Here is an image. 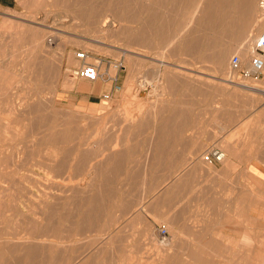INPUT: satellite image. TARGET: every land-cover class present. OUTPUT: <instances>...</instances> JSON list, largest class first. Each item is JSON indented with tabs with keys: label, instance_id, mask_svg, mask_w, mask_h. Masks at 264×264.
I'll use <instances>...</instances> for the list:
<instances>
[{
	"label": "rangeland",
	"instance_id": "rangeland-1",
	"mask_svg": "<svg viewBox=\"0 0 264 264\" xmlns=\"http://www.w3.org/2000/svg\"><path fill=\"white\" fill-rule=\"evenodd\" d=\"M67 1L72 2V0ZM152 1L155 0H140L141 11L146 9ZM164 1L166 2V0ZM164 1H162L163 6L159 10L161 16L164 13L169 15V3L167 2L168 6L166 4L165 7ZM190 1L181 3L182 6L179 5L180 15L176 19L182 24L186 22L195 7L194 0ZM259 1L263 2L264 0ZM162 8L163 10H161ZM141 11L137 13L136 27L141 26L147 19V11L143 10L144 13ZM72 12L73 8H65L60 0H15L11 9L0 13V241H3L0 242V250L3 251L2 254L5 258V261L2 260L0 264H12L13 258L22 254L17 255L12 252L14 244L17 245V242L23 238L22 236H24V240L27 239L26 243L19 244L22 248H24L23 245L35 244L34 242L41 243L42 247H50V243H54L53 247L58 251L56 257L37 264H166V256L169 251L172 252L173 238L165 219L158 221L150 239L143 236L137 240L139 244L148 246L145 253L135 252V233L133 234L128 229L130 227H126L124 222L119 227V222L140 210L144 212L143 215L151 216L147 209L151 201L157 197V192L158 196L163 195L165 198L168 188L166 183L181 180L184 171L188 173L189 166L196 160L201 161L203 167L225 164L231 156L245 159L248 154H253L256 161H262V157H264V97L236 85L242 83L264 91V80L254 81L251 78L236 80L230 70L229 60L233 55L245 59L248 54L243 58L235 51V39H229L228 34L225 36V40L229 39V43L223 47L225 49L230 47V51H234L229 54L224 74L214 71L213 61L208 56L212 51L220 49L217 47L215 49L213 43H211V49L206 47L200 57L195 54H187L180 47L176 50L178 53L175 51L173 55L172 52L169 54L167 49L165 53L168 52L169 56L164 54L161 57L158 56V53L162 50L157 49L161 45L158 44L155 37L151 40L149 53L145 55L146 57L141 56L142 60L137 62L140 66L130 71L125 57L115 56V52L106 45L111 44L112 41L109 42L111 38L103 39L102 42L105 44H102L101 47L93 44L92 48L90 41L86 40V38H90L87 27L80 20L74 22H78L77 26L73 23L70 25L66 23L64 27H61L64 32L60 33V36L56 37L48 32L52 30L46 26L54 27L65 15L72 18L74 15ZM245 17L246 15L244 19ZM32 28L44 30L45 37L47 36L48 39L52 37L53 40L48 41L51 46L49 48L56 56H59L60 53L63 56L62 69L59 70L54 90L48 88L47 80L39 84L36 77L32 75V69L29 70L34 56L32 49L34 40L29 41L28 39ZM262 32L264 30L260 31L257 36ZM67 36H70V39ZM212 41L214 42V40ZM221 49L223 48L221 47ZM77 52L86 54L85 64L98 67L100 76L96 81L76 79L71 75L74 69L84 64L76 58ZM193 55L194 57H191ZM159 60H164L166 63H160ZM153 70H157V75L154 78L152 77L153 73L151 74ZM208 75L225 78L231 84L211 80L207 77ZM195 76L199 81L193 80ZM139 80L143 86L137 84ZM16 81H19L18 84ZM126 81L130 82L127 89L124 87ZM80 85L87 86L88 90H82ZM152 89H155L153 94L150 93ZM96 95L99 97L94 98ZM88 96L90 103L87 102ZM39 97L46 110H52L53 107L57 112L59 128L70 127L79 135V137L76 135L75 139L73 138L71 141L61 143L60 146L74 147L75 151L71 155L69 164L76 161L75 155L80 154L78 151H87L85 170L80 173L75 175L71 171H65L52 181L45 180L49 177L44 175L43 167L39 168L37 163L45 161V158H51L50 150L52 148L50 146L39 147L38 156L28 160L22 159L21 151L36 136L34 135V138L28 136L24 129V124L26 125L27 121L22 118L16 120V115L8 112V109L9 106L15 105L18 108L17 105L21 102L23 104L36 103ZM159 98L162 99L161 102ZM184 105L187 106L191 116L189 120L192 121L191 125L184 131H182V126H171L170 131L176 136L181 135L179 137L181 141H186L191 149H199L198 153L196 156L192 155V152L189 154L190 151L184 153L186 158L190 156V159L185 160L184 169L182 163L177 165V162L174 167L172 165L171 170H168L166 166L151 167L149 164L151 162L150 146L155 143L152 142L150 127L143 126L144 130L136 131L134 136V133L129 132L124 126L127 122L124 119V113L128 116L135 115L137 118L138 115H140L139 118L143 115L145 118L148 117L146 121H165V117L170 115L173 108H184ZM162 107H168L167 112ZM135 119L133 121H136ZM130 121L129 119L128 122ZM103 128L107 130L105 131ZM115 136L118 138L116 139ZM80 137L87 140V145L80 144ZM105 138L107 142L104 141ZM116 142L119 145L116 147L117 150L112 152L111 148ZM165 143L162 146H166ZM186 143L184 142V145ZM176 144L174 147L176 160L184 161L183 154L179 153L181 142ZM130 147L134 148L129 149ZM212 149H221L226 157L219 163L205 162L203 156ZM110 156L109 160H112V165L107 162ZM31 171L40 174L41 177H36L37 180H35ZM152 181L155 186L158 182V187L150 190ZM24 186L32 189L37 197L23 199L18 195L17 200L14 199L12 194L20 191ZM51 188L52 192H49ZM44 193H50L54 197V199L48 200V204L42 202L41 194ZM90 196H93L98 203L104 202V200L107 202V208L104 214L98 218L100 223L96 224L95 229L94 226L88 227V222L80 219L81 213L86 210L83 205L85 198ZM24 200L26 203L21 206L20 202ZM53 201L56 203L57 231L46 234L45 231L33 230L34 225L30 227V221L32 220L33 224L37 223L36 225L40 228L43 227L45 223L41 219L50 214V206ZM16 209L24 211L23 214ZM71 209L72 211H70ZM30 213H34V215ZM141 227L139 225L137 229H141ZM161 228L166 230L167 237L165 239L157 235V231ZM26 235L33 237L26 238ZM6 241L8 242L6 243Z\"/></svg>",
	"mask_w": 264,
	"mask_h": 264
},
{
	"label": "bare ground",
	"instance_id": "bare-ground-1",
	"mask_svg": "<svg viewBox=\"0 0 264 264\" xmlns=\"http://www.w3.org/2000/svg\"><path fill=\"white\" fill-rule=\"evenodd\" d=\"M55 1H57V0H55ZM162 1H164V0H162ZM162 1H160V0L159 1H156V0L152 1L148 4L146 9H142V11L143 10L147 11V19L141 26L136 27L137 15H138L137 13L139 11H141V8H142L139 5V4H141L140 0H72V2H69L67 0H60V2L62 3V5L65 8H73V12H72L74 14L73 17L71 18V16H70L71 14L69 15L70 17H68L67 15L64 14L65 16H62L60 18L59 23L55 24L56 26L54 25V27H52V26H46V27H48L52 30V31H50V30L48 31V32L52 33L51 35H54L57 37V36L61 35L60 33L64 32L63 30H61V27H64L66 23H69V25L72 23L76 24L78 22H76V23H74V22L76 20H80L83 23V25H85L87 27V31H88L90 38H88V39L86 38V40L90 41V43L92 44L91 45L92 48H93V44L100 45L99 47H101L102 44L103 45L105 44L104 42H102L103 39L106 40L108 38H111V39H109V42H110V40L112 41L111 44H106V45L112 49L111 51L115 52V56L120 55V56L125 57V60L129 66L130 71L132 69L140 66V65H138L137 62L142 58L141 56L146 57L145 55H147V53H149L148 51L150 49V44H151V40L153 37H155L158 40L157 41L158 44L161 45V47H159V48L156 47L157 49L162 50V52L158 53L159 54L158 56H161V57H163L164 54H168V52H169V54H170V52H172V55H173V53L177 50L178 47L182 48L185 51V53H187V54H195V56L197 55L198 57H200L201 55H203V51H205L206 47L208 49H211L210 46H211V43H213V45H214L213 47L214 48L217 47L218 49L220 48L219 49L220 51L219 50L212 51L210 53V55H208V56H210L212 61H213L214 71L220 72L221 74H222V72L224 74V70L226 69V62L228 60L229 54L235 50L239 54H241V56L243 58L246 57V54L249 53L251 44L254 42V40L257 37V34L260 31L264 30V8H263L264 7V1L261 2V1L257 0V2H256V0H194L195 7L190 12V16L186 20V22H184V24H182L181 21H178L176 19V17H179V15H180V9H178V8H179V5L181 3L183 4V2H191V1L190 0H169V1L166 0V2L164 1V3H165V7H166L167 2L169 3V8H168L169 9V11H168L169 15H168V13H167V15L164 13L163 16H161V14H159L160 13L159 10L163 6ZM182 4H181V6H182ZM237 5L239 6L238 8H237ZM167 6H168V4H167ZM143 8H144V6H143ZM60 9H61V7H60ZM161 10H163V8ZM142 11H141V13H142ZM166 11H167V9H166ZM143 13H144V11H143ZM245 15H246V17L244 19ZM182 20H184V19H182ZM32 23H34V22H32ZM181 24H182V26L180 28H178V26H180ZM77 25L78 24H76L75 26H77ZM31 30H30L31 33L28 35V37H29L28 39H29V41L34 40V43L32 45V49L34 51V56L32 57V60H31L32 66L29 70L32 69V75L36 77V78L35 77L34 78L39 81V84H41L47 80L48 88L49 89L51 88L52 90H54L56 85H57L59 70L62 67L61 65H62V61H63V56L61 53L59 56H56V54H54L52 49L49 48L51 46H49L48 41L51 42V40H53V38L49 37L50 39H48L47 36L45 37V31L44 30H39L36 28L35 29L32 28ZM227 34H228L227 37L229 39H232V38L235 39L233 51H230V47L227 49H225L223 47L224 45L229 43L228 42L229 39L225 40V36ZM59 38H61V37H59ZM81 39H83V38H81ZM212 40H214V42ZM152 44H153V42H152ZM156 45H157V43H156ZM221 47L223 49H221ZM217 48H215V49H217ZM95 50H97V49H95ZM165 50H167L168 52L165 53ZM23 53H25V52H23ZM169 54H168V56H169ZM68 55H70V54H68ZM165 56L167 57V55H165ZM187 56H189V55H187ZM67 57H69V56H67ZM191 57H194V55ZM203 57H205V56H203ZM185 58H186V56H185ZM157 59H159V58H157ZM164 59H165V57H164ZM140 62H142V61H140ZM159 62L164 63L165 61L159 60ZM66 63H67V61H66ZM78 64H79V62H78ZM75 65H77V64H75ZM210 65H211V63H210ZM156 71L157 70H153L151 72V74L153 73V75H152L153 78L157 75ZM196 72L200 73L199 71H196ZM216 75H217V73H216ZM28 76H30V75H28ZM132 76H134V75H132ZM207 77L210 78L211 80H216L217 82L219 81L221 83L224 82V83L229 84V85L231 84V82L229 80L222 78V77H217V76H213V75H208ZM30 78H31V76H30ZM177 80H179V79H177ZM193 80L199 81V79L196 78V76H195V79H193ZM18 82L19 81H16V84H18ZM124 84H125L124 85L125 89H127V85H129L130 82L126 81ZM137 84L142 85V82L139 80V81H137ZM159 84H161V82ZM43 85H45V84H43ZM222 85L225 86V84H222ZM91 86H93V85H91ZM191 86H193V85L191 84ZM236 86H239V87H241L247 91H250L252 93L263 95V91L261 89H258L255 87H250V86L242 84V83L238 84ZM71 88H72V84H71ZM76 88H78V87H76ZM80 88L82 90H88V87L85 85H80ZM161 88H163V87L161 86ZM241 88H240V90H241ZM125 89H124V91H125ZM91 91H92V89H91ZM152 91L150 93L153 94L155 89H152ZM86 92H88V91H86ZM157 92H158V90H157ZM157 92H156V94H157ZM162 92H164V91H162ZM156 100H157V96H156ZM161 100L162 99H160V102H161ZM163 100H164V98H163ZM46 104H48V103H46ZM17 106H18V108H16V105L15 106H9L8 112L15 114L16 120H18L19 118H22L24 121H27V122H25L26 125L24 124V126H25L24 129H26V131L28 133L27 135L30 137H33V138H34V135L36 136L34 138V140H32L29 145H26V147L24 149H23V147H21L23 149V150L21 149L22 150L21 151L22 159L24 158V160H28L34 156H38L39 147L50 146L52 148V150H50V152L52 153L51 158H48V159L45 158L44 159L45 161H41V162L37 163L39 168L43 167L42 170L45 173L44 175H47L49 177V178H45V180L52 181L53 179L59 177L58 175L60 173L65 172V171H71V173L76 175L77 173H80V171L85 170V160L87 157V151H78V152H80V154L75 155L76 161L72 164H69V160L71 158V155H73L75 149H74V147H61L60 144L64 143V142L71 141L78 134L76 133V131L74 129H71L70 127H67L65 129H61L62 127L59 128L60 125L58 127L57 112L53 109V107H52V110H46L44 108V105L42 104V100H40V97L36 103H24L23 104L21 102V103H18ZM47 107H49V106H47ZM167 108L162 107V109L164 111L166 110V112L168 110ZM187 109L188 108L185 105H184V108L183 107L182 108L181 107L180 108H173L172 111L170 112V115L165 117V121H155V120L154 121H146V119L148 117L145 118V116L143 117V115H142L141 118H139L140 115H138V114L137 115L139 116L138 117L139 121H137L138 118L135 117V115L128 116V115H126V113H124L125 118L124 117H122V118L127 120V122L124 126L129 132L131 131V133H134V136H135V133H137L136 131H138L140 129L142 131L144 130L143 126H146V125L149 126L150 127L149 130H151V137L153 139L152 142L156 144V145L152 144L150 146V153L149 154H151V159H161V158L164 159L168 150L166 149V147L164 149H162V145H164V142L162 140L166 139V137H167V134L169 132L168 127L173 126L175 124L177 126H182V131H184L186 129V127H188L192 122V121H189L191 119V116H190L189 111ZM153 111H154V109H153ZM135 118H137V119H135ZM129 119L131 120L130 121L131 123L128 122ZM134 119L136 121H133ZM169 119H172V121H169ZM157 120H158V118H157ZM174 127H176V126H174ZM84 128H85V126H84ZM77 137H79V135ZM117 138L118 137H116V139ZM199 138H200V136H199ZM108 139H110V138H108ZM105 140H106V138L104 139V141ZM79 141H81L80 144L87 145V143H86L87 140H85V139L83 140L82 137L79 138ZM104 141H103V143H104ZM105 142H107V140ZM118 145L119 144L117 142L114 143L112 148H111V151L112 152L116 151L117 150L116 147ZM133 148L134 147H130L129 149H133ZM103 150H105V149L103 148ZM220 151H221V149H220ZM221 152L223 153V151H221ZM12 153H14V152H12ZM124 156H126V155H124ZM224 156H225V154L223 153V159H224ZM149 157H150V155H149ZM109 159H111V156L108 157L107 162H109L112 165L113 162H112V160H109ZM120 161L122 162V160H120ZM152 163L153 162H150L149 164L152 165ZM38 171H39V169H38ZM32 174L34 175L33 178L35 180H37L36 177H41V175L38 173L32 172ZM88 175H89V173H88ZM84 178H86V177H84ZM81 180H83V179H81ZM90 180H92V179H90ZM44 188H46V187H44ZM103 190H104V188H103ZM18 191H16L14 194H12V197H14V199H16V200H17L18 195H19V197H22L23 199L27 198V197H29V198L37 197V195L33 192L32 189H28L25 186L21 187L20 191L19 192ZM49 192H52V188H51V191L49 189ZM157 194H158V192H157ZM51 195H50V193H44L43 195L41 194V197H43V199H42L43 204H44V202H45V204H48L47 203L48 200L54 199V197H52ZM77 196H78V194H77ZM21 202H20V204H21V206H23V204L26 203V200L21 201ZM53 202H52V206H50V214H48L45 218L43 217L41 219L45 223L43 227L40 228V227H38V225H36L37 223L33 224L32 220L30 221L31 222L30 227L34 225L33 230H38V231H43V232L45 231L46 234L47 233H55L57 231V227H56L57 226L56 225L57 220H55L56 219L55 218V214H56L55 204L56 203L55 202L53 203ZM106 203H107L106 200H104V202L101 201V203H98V201H96L93 196L85 198L83 205H85L84 208H86V210L83 211V213H81L80 219H84L85 221L88 222V227L91 228L94 226V229H95L96 224L100 223L98 218L104 214V211L107 208ZM39 209H42V208H39ZM17 211H19L22 214L24 212L21 209L17 210ZM43 211H45V210H43ZM70 211H72V209ZM30 214H32V213H30ZM32 215H34V213ZM36 216L39 217L38 215H36ZM30 236H32V235H30ZM30 236L27 237V235H26V238H29ZM22 237L24 238V236H22ZM23 238H21V240L19 242H17V245L14 244V246H13L14 247L12 249L13 253H16L17 255H19V253H22V254L18 257L17 256H15L14 258L11 257V258H13L12 264H37V263H41V262L46 261V260L50 261V259L56 257L58 251H56L55 248L53 247L54 243L51 242L50 247L45 246V247H47V248H45V247H42V245H40L41 243L34 242L35 244H29L28 243V244L23 245L24 248H22L21 245H19V244H22V243L24 244L27 242L26 241L27 239L24 240ZM0 242H3V241H0ZM7 242L8 241H6V243ZM1 246H3V245L1 244ZM2 252L3 251L0 250V262L1 263H2V260H3V262L5 261V258H4V255L2 254ZM6 253H8V252H6ZM10 254H11V252H10Z\"/></svg>",
	"mask_w": 264,
	"mask_h": 264
},
{
	"label": "crops",
	"instance_id": "crops-1",
	"mask_svg": "<svg viewBox=\"0 0 264 264\" xmlns=\"http://www.w3.org/2000/svg\"><path fill=\"white\" fill-rule=\"evenodd\" d=\"M14 3L15 0H0V13ZM170 127L162 140L167 154L164 159H151V167L166 166L171 170L176 162L183 166L190 159L184 153L190 151L196 156L199 151L181 141V135L176 136ZM178 142L184 161L176 160L174 154ZM200 162L192 163L181 180L166 183V197L157 194L147 209L151 216L140 210L119 222V227L123 222L129 226L135 233V252L145 253L148 246L137 240L143 236L150 239L158 221L165 219L173 238L166 264H264V157L256 161L253 154L245 159L231 156L225 164L210 167ZM151 183L150 190L158 187V182L156 186ZM139 225L141 229H137Z\"/></svg>",
	"mask_w": 264,
	"mask_h": 264
},
{
	"label": "built area",
	"instance_id": "built-area-1",
	"mask_svg": "<svg viewBox=\"0 0 264 264\" xmlns=\"http://www.w3.org/2000/svg\"><path fill=\"white\" fill-rule=\"evenodd\" d=\"M75 56L84 64L74 69L71 75L76 79L89 82L96 81L100 76L98 67L85 64L86 54L84 52H77ZM229 67L236 80L243 78H251L254 81L264 80V32L259 34L251 44L247 57L241 59L239 56L233 55L229 60ZM203 159L207 163H219L223 159V153L219 149H212L203 156ZM157 235L165 239L167 237L166 230L164 228L159 229Z\"/></svg>",
	"mask_w": 264,
	"mask_h": 264
}]
</instances>
